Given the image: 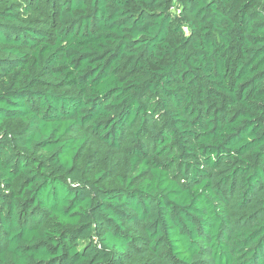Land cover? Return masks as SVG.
<instances>
[{
    "label": "trees",
    "instance_id": "obj_1",
    "mask_svg": "<svg viewBox=\"0 0 264 264\" xmlns=\"http://www.w3.org/2000/svg\"><path fill=\"white\" fill-rule=\"evenodd\" d=\"M0 264H264V0H0Z\"/></svg>",
    "mask_w": 264,
    "mask_h": 264
},
{
    "label": "built area",
    "instance_id": "obj_2",
    "mask_svg": "<svg viewBox=\"0 0 264 264\" xmlns=\"http://www.w3.org/2000/svg\"><path fill=\"white\" fill-rule=\"evenodd\" d=\"M172 9L179 11L178 7H172Z\"/></svg>",
    "mask_w": 264,
    "mask_h": 264
}]
</instances>
